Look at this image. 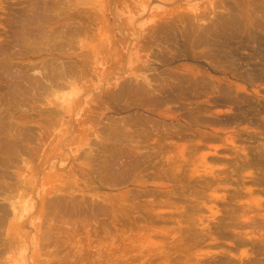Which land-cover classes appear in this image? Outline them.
<instances>
[{"label": "rangeland", "instance_id": "1", "mask_svg": "<svg viewBox=\"0 0 264 264\" xmlns=\"http://www.w3.org/2000/svg\"><path fill=\"white\" fill-rule=\"evenodd\" d=\"M0 264H264V0H0Z\"/></svg>", "mask_w": 264, "mask_h": 264}]
</instances>
